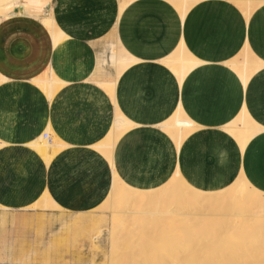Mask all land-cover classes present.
<instances>
[{"label":"crops","instance_id":"1","mask_svg":"<svg viewBox=\"0 0 264 264\" xmlns=\"http://www.w3.org/2000/svg\"><path fill=\"white\" fill-rule=\"evenodd\" d=\"M119 7L120 0H53L47 15L66 35L56 45L40 18L0 21L1 207H28L45 194L70 211L97 206L114 176L95 145L116 126L117 110L134 123L112 149L126 184L157 188L179 172L204 189L244 174L264 192V3L247 16L232 0H203L184 20L165 0H134L121 15ZM118 16L121 45L135 61L110 93L102 82L111 76H98L115 68L101 67L99 57L108 39L115 43ZM182 41L199 62L184 78L164 62ZM245 49L246 83L234 68ZM49 72L59 82L52 98L36 82ZM244 112L259 129L243 147L228 128ZM177 113L196 126L180 144L166 130ZM48 124L63 144L50 162L28 144Z\"/></svg>","mask_w":264,"mask_h":264},{"label":"bare ground","instance_id":"2","mask_svg":"<svg viewBox=\"0 0 264 264\" xmlns=\"http://www.w3.org/2000/svg\"><path fill=\"white\" fill-rule=\"evenodd\" d=\"M133 1L120 0L119 15ZM165 1L177 10L182 20H184L189 9L203 0ZM233 1L243 8L247 16L264 3V0ZM52 4L53 0H0V21L3 18L10 19L16 15L41 17L52 45H56L66 35L64 31L57 29L54 16L45 14V9ZM119 18L118 16L112 22L115 43L110 57L115 72L109 80L102 82L106 87L104 88L110 93L123 71L131 63L133 65L135 61L130 53L128 54L123 49L118 37ZM243 55L244 60L234 65V68L246 83L248 80L247 71L251 68L252 63L248 61V49L244 50ZM103 59L106 60V58ZM164 62L180 78H184L189 70L199 64L190 55L183 41L170 56L165 58ZM53 74L49 72L45 77L36 79V82L46 91L48 98H52L54 91L59 87L58 79ZM5 80L6 77L0 74V83ZM118 111L116 126L112 128V132L104 141L95 145L96 149L105 152L104 154H106L107 161L112 166L114 176L107 194V200L102 204L105 209L110 210L112 219L108 232V240L112 249L104 258L102 264H264V235L261 232L262 228L260 229L264 225V192L251 185L244 174L228 186L215 187L208 185L204 189L193 186L179 172L172 175L166 184L157 188L143 189L126 184L115 170L112 149L116 139L119 140L117 137L127 131L134 123H131V119L129 121ZM195 128L194 122L181 113H177L166 124V130L178 144L191 134ZM258 129L259 127H254L252 124L250 116L244 112L228 128V131L242 142L244 147L250 136ZM46 134L50 137L46 138ZM28 144L31 150L47 162H50L56 151L63 147L50 124L45 128V132L39 134ZM48 164L47 166H49ZM44 193H46V189ZM34 205L45 210L65 211L66 209L60 206L54 198L52 199L49 194H45V197ZM86 214L85 212L75 215V218L69 224L72 229L78 224L98 221L92 217L93 214H90L92 216ZM163 217H172L174 220L168 218L169 220L166 221L167 219L164 218L163 222L165 224L157 223V221L161 222L159 219ZM175 220L178 223L172 225L170 229L168 227L166 229L168 232L164 234L162 232L163 228H160V226L164 225L167 228L166 225H171ZM118 223L127 224L128 231L126 233L133 241L129 240L130 247L125 249L127 252L123 251L121 256L117 257L120 253L115 249V245L125 243L124 235L122 236L115 228V224ZM137 224L140 228L134 234ZM252 225H256L258 228L250 230ZM146 229H149L148 233H146ZM94 249L97 250L98 248L94 247ZM115 250L118 251L116 252L117 255L114 254ZM90 264H96V259L92 258Z\"/></svg>","mask_w":264,"mask_h":264},{"label":"rangeland","instance_id":"3","mask_svg":"<svg viewBox=\"0 0 264 264\" xmlns=\"http://www.w3.org/2000/svg\"><path fill=\"white\" fill-rule=\"evenodd\" d=\"M233 2L237 4L235 1ZM241 9L243 10V8ZM45 14H47V11H45ZM38 18L41 19V17ZM41 21L43 20L41 19ZM108 41L110 46L109 48L105 47L101 51L99 65L101 67L109 65L113 68L114 65L111 63L110 55L114 49V40L110 38ZM101 47L98 46V49ZM103 58H106V60ZM107 75L111 76L110 73L103 70L98 76V79L102 80ZM42 77H45V75L40 78ZM106 200L107 196L97 206L92 208V210L85 211L40 209L34 205L39 200L24 208L0 207V264H90L92 258L96 259V264H102L104 258L107 257L109 251L112 249L110 247L111 243L108 240L109 226L112 224L111 213L110 210L105 209L102 205ZM85 212L89 216L93 214L92 217L98 221L78 224L72 229L69 224L75 218V215ZM164 218L168 221L170 217L160 218L159 220L161 222L157 221V223L165 224L163 222L165 220ZM170 219L173 218L171 217ZM176 223L178 222L175 220L171 225H166L167 228L164 225L162 227L160 226V228H163L162 232L165 234L168 232L166 229L168 227L170 229ZM255 226L252 225L250 230L258 228ZM115 228L125 237H123L125 243H117L115 245L116 248L114 247L120 253H117V255L116 252L118 251L115 250L114 254L118 257L121 256L123 251L125 253L127 252L125 249L130 247L129 240L132 239L126 233L128 231L127 224L118 223L115 224ZM138 228L140 227L137 224L134 234L137 233ZM260 229L262 235H264V225ZM148 230H145L146 233H148ZM94 247L98 249L95 250Z\"/></svg>","mask_w":264,"mask_h":264},{"label":"built area","instance_id":"4","mask_svg":"<svg viewBox=\"0 0 264 264\" xmlns=\"http://www.w3.org/2000/svg\"><path fill=\"white\" fill-rule=\"evenodd\" d=\"M45 137L48 138V135L46 134Z\"/></svg>","mask_w":264,"mask_h":264},{"label":"water","instance_id":"5","mask_svg":"<svg viewBox=\"0 0 264 264\" xmlns=\"http://www.w3.org/2000/svg\"><path fill=\"white\" fill-rule=\"evenodd\" d=\"M18 10V9H17Z\"/></svg>","mask_w":264,"mask_h":264}]
</instances>
